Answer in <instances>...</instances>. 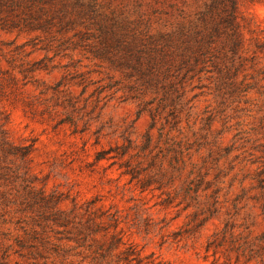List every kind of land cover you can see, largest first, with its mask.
Returning <instances> with one entry per match:
<instances>
[{"label":"rangeland","instance_id":"rangeland-1","mask_svg":"<svg viewBox=\"0 0 264 264\" xmlns=\"http://www.w3.org/2000/svg\"><path fill=\"white\" fill-rule=\"evenodd\" d=\"M98 1L157 36L213 0ZM235 1L241 61L184 79L0 30V264H264V1Z\"/></svg>","mask_w":264,"mask_h":264},{"label":"trees","instance_id":"trees-1","mask_svg":"<svg viewBox=\"0 0 264 264\" xmlns=\"http://www.w3.org/2000/svg\"><path fill=\"white\" fill-rule=\"evenodd\" d=\"M140 7L135 2L134 10ZM167 7L173 8V4ZM139 24L140 21H127L122 11L115 14L108 1L103 4L98 0H0V30L33 35L17 48L41 44V49H53L57 56L65 50L91 47L96 57L129 69L141 79L154 75L155 66L184 79L199 72L214 53L236 63L245 51L235 0H213L199 14L198 24L180 27L175 32L148 35L136 29ZM46 61L45 57L33 62L29 71L47 70ZM142 66H146V71ZM0 144H5L3 139ZM7 151L15 155L17 147ZM189 190L187 187L185 193ZM112 241L110 248H115L117 239L112 237Z\"/></svg>","mask_w":264,"mask_h":264}]
</instances>
